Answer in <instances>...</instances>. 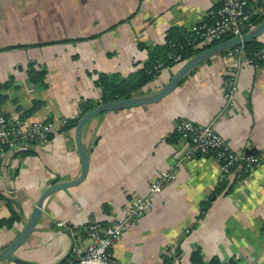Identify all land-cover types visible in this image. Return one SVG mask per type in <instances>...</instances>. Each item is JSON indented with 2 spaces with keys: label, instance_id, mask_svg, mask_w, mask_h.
<instances>
[{
  "label": "crops",
  "instance_id": "crops-1",
  "mask_svg": "<svg viewBox=\"0 0 264 264\" xmlns=\"http://www.w3.org/2000/svg\"><path fill=\"white\" fill-rule=\"evenodd\" d=\"M249 4L264 8V0ZM216 6V0H0V110L30 123L76 119L80 102H99L97 74L125 78L141 69L169 31L201 22ZM256 40L264 49V33ZM179 64L161 69L136 96L156 92ZM227 67L222 54L213 56L162 99L90 118L81 130L84 178L43 199L33 229L0 264L62 262L70 230L83 238L90 221L116 220L124 201L144 197L171 165L173 180L112 245L117 262L168 257L174 264H264V62L240 67L234 108L222 112ZM31 71L41 73L40 81H30ZM179 119L210 124L231 150L257 161L246 174L221 176L212 159H185L187 141L173 132ZM73 129L1 155L0 250L47 186L80 173Z\"/></svg>",
  "mask_w": 264,
  "mask_h": 264
},
{
  "label": "built area",
  "instance_id": "built-area-1",
  "mask_svg": "<svg viewBox=\"0 0 264 264\" xmlns=\"http://www.w3.org/2000/svg\"><path fill=\"white\" fill-rule=\"evenodd\" d=\"M217 6L210 10L205 19L181 31L180 41H169L170 49L164 61H155L146 73L159 72L165 61L181 63V54L187 50L200 49L210 43H218L227 39L239 38L250 28L251 18L262 17L264 8L250 6L249 0H216ZM223 59L228 62L222 82L221 111L234 108V89L237 73L242 65L254 69L264 62V49H259L247 56L243 45L227 48L222 52ZM68 120L57 118L43 122H26L19 117H7L0 110V157L4 152H13L22 145L32 143L45 145L49 139L66 129ZM179 138L187 141L185 159L203 157L217 163L221 176L230 172L242 175L248 173L257 159L245 156L241 151L231 150L210 124L200 125L179 119L173 130ZM174 178L173 165L160 172L148 185L147 194L140 198H128L121 208V216L109 224L90 221L82 233L83 238L73 230L68 256L58 264H119L110 250L122 232L136 218L151 208V197L160 192L164 184ZM62 226V222H55ZM169 247L165 246L168 255ZM154 264H174L168 257H163Z\"/></svg>",
  "mask_w": 264,
  "mask_h": 264
},
{
  "label": "water",
  "instance_id": "water-1",
  "mask_svg": "<svg viewBox=\"0 0 264 264\" xmlns=\"http://www.w3.org/2000/svg\"><path fill=\"white\" fill-rule=\"evenodd\" d=\"M263 33H264V15L261 17V19L255 26H253L251 29H249L245 34H243L239 38L227 39L215 44H211L210 46L197 52L190 58L180 63L178 65V68L175 70V72L171 74L168 81L164 83L156 92L147 96H136V94H134L131 97L124 99H118L115 101L104 102V103L98 102L97 105H95L94 107L83 113L77 119L73 129L74 144L81 166L80 173L72 180L59 181L50 184L39 194L34 206L31 209L29 216L27 217L26 221L23 223L21 229L18 231L16 236L4 248L0 250V261L10 257L19 248V246L22 244L25 238L29 235L40 215L41 203L48 194L56 190L74 185L80 182L84 178L87 170V158H86L85 150L81 143V130L84 124L90 118L105 112L117 111L135 106L154 103L162 99L166 95H168L175 87H177L180 84L184 76L191 69L196 67L198 64L202 63L203 61H206L207 59L213 56L222 54V52L227 48L244 45L250 40L257 39Z\"/></svg>",
  "mask_w": 264,
  "mask_h": 264
},
{
  "label": "trees",
  "instance_id": "trees-1",
  "mask_svg": "<svg viewBox=\"0 0 264 264\" xmlns=\"http://www.w3.org/2000/svg\"><path fill=\"white\" fill-rule=\"evenodd\" d=\"M261 17L251 18L248 21L249 28L255 26ZM181 33L177 31H169L165 37V44L156 49H151L149 51V62L146 63L141 69L136 70L135 72L129 74L125 78L120 77L117 73L112 74H103L99 73L96 75L94 79V85L98 87L100 92L99 102H110L115 101L118 99H124L131 97L132 95L136 94L143 86H145L151 79L158 73L154 72L151 74H147L146 71L151 68L155 61H164L166 55L169 52L168 42L169 41H180L181 42ZM213 43H210L206 46H203L200 49L196 50H187L186 52L181 54V62L185 61L186 59L190 58L197 52L205 49L206 47L210 46ZM262 47L258 43L256 39L250 40L243 45L244 52L247 56L252 55L253 53L257 52ZM180 63V62H179ZM165 66H171L175 63H170L165 61ZM29 79L31 82H37L41 79V73H35L34 71L28 72ZM98 104V103H97ZM80 114L79 117L91 109L93 105L89 101H82L78 104ZM35 108L33 105L28 112H31ZM68 121L67 128H72L75 126L77 119ZM222 187L223 185L220 184Z\"/></svg>",
  "mask_w": 264,
  "mask_h": 264
}]
</instances>
